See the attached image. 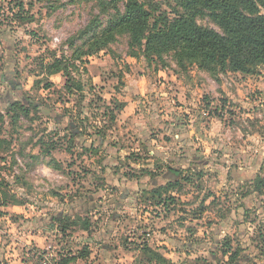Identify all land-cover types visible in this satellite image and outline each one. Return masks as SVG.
Wrapping results in <instances>:
<instances>
[{"label":"rangeland","instance_id":"1","mask_svg":"<svg viewBox=\"0 0 264 264\" xmlns=\"http://www.w3.org/2000/svg\"><path fill=\"white\" fill-rule=\"evenodd\" d=\"M122 8L0 0V264H264V68L88 54Z\"/></svg>","mask_w":264,"mask_h":264},{"label":"trees","instance_id":"2","mask_svg":"<svg viewBox=\"0 0 264 264\" xmlns=\"http://www.w3.org/2000/svg\"><path fill=\"white\" fill-rule=\"evenodd\" d=\"M120 1L122 11L89 39L88 54L104 48L114 34L123 33L129 39L131 57L139 53L150 59L173 49L181 60L208 72L218 69L255 74L259 67L264 68V0H182L183 13L175 11L172 19L165 14L152 18L139 0ZM17 8L23 21V5ZM200 15L208 16L219 31L197 25ZM48 67L51 74L64 72L57 59ZM154 257L165 260L157 253Z\"/></svg>","mask_w":264,"mask_h":264},{"label":"crops","instance_id":"3","mask_svg":"<svg viewBox=\"0 0 264 264\" xmlns=\"http://www.w3.org/2000/svg\"><path fill=\"white\" fill-rule=\"evenodd\" d=\"M126 102H128V101L126 100ZM128 104H131V102H128ZM126 109H127V107H126ZM126 109H125V110H126Z\"/></svg>","mask_w":264,"mask_h":264}]
</instances>
